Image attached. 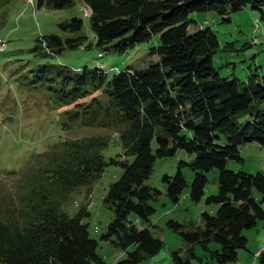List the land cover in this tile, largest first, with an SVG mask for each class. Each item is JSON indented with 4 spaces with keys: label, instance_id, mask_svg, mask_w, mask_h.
<instances>
[{
    "label": "trees",
    "instance_id": "trees-1",
    "mask_svg": "<svg viewBox=\"0 0 264 264\" xmlns=\"http://www.w3.org/2000/svg\"><path fill=\"white\" fill-rule=\"evenodd\" d=\"M13 1L0 0V29ZM80 1L91 10L89 32H83L79 18L64 21L59 28L69 36L38 37L32 49L36 56L49 59L79 47L122 53L159 35L158 45L149 51L154 62L143 70L126 68L109 80L100 68L74 71L48 62L42 66L45 77L50 76L46 81L51 83L52 103L70 107L64 111L61 127L110 129L123 149L118 163L122 174L101 199L114 218L99 239L125 252L114 264H140L160 251L163 242L152 234L149 218L155 212L150 202L161 191L145 181L155 158L182 150L191 159L179 161L174 175L162 176L165 195L178 201L188 186L182 173L186 166L193 172L190 199L198 201L204 195L205 174L217 169L218 193L206 198L217 209L214 214L201 213L200 226L193 231L168 222L189 245L187 257L173 253V264H192V259L210 264L196 257L195 245L209 262H234L238 251L246 248L243 231L264 220V175L230 171L225 165L227 160H242L241 145L256 143L264 148V76L259 81L221 78L213 63L220 49L216 34L201 27L189 32V26L196 24L189 15L215 12L229 23V13L247 6L260 10L264 0ZM74 5L75 0L44 3L56 10ZM97 93L89 102H79ZM108 144L107 136L68 139L41 155L27 175L18 203L0 212V264L102 263L96 252L98 241L90 237L88 225L83 223L89 215L87 206L71 217L62 205L79 188L98 180L107 167L117 164L102 155ZM253 190L260 194L259 201L252 196ZM210 243L219 248L211 250ZM129 246L134 248L128 251ZM258 264H264V247Z\"/></svg>",
    "mask_w": 264,
    "mask_h": 264
},
{
    "label": "rangeland",
    "instance_id": "rangeland-1",
    "mask_svg": "<svg viewBox=\"0 0 264 264\" xmlns=\"http://www.w3.org/2000/svg\"><path fill=\"white\" fill-rule=\"evenodd\" d=\"M82 7L81 1L75 0L71 8L56 10L43 6L37 11L30 6L26 7V0H14L9 7L5 26L0 29V41L5 42L4 50L0 51V212L18 203L28 173L37 166L44 152L64 140L107 136L109 144L102 155L106 161L112 159L117 164L107 167L89 187L84 186L75 191L70 201L62 205V210L72 217L80 208L87 206L89 215L83 223L88 225L90 237L98 241L96 252L102 259L101 264H114L125 257V252L99 239L114 218L113 211L105 207L101 199L122 174V167L118 163L121 162L123 149L118 137L110 129L74 127L65 130L61 127L64 111L70 107L55 106L52 103L51 83L46 81L50 76L45 77L42 66L48 62L65 65L74 71L102 68L109 80L126 68L143 70L154 62L156 58L151 57L149 51L158 45L159 35L153 34L148 41L122 53L96 47H79L65 49L49 59L36 56L32 49L38 37L58 35L64 39L69 36L59 28V24L64 21L79 18L83 21V32H89L88 18L84 16ZM261 15L264 16V7L255 10L248 6L229 13V23L222 22V18L215 12L189 15V19L197 21L189 26V32L201 27L209 28L216 34L220 49L214 55L213 63L221 78L234 76L240 80L251 78L259 81L264 76V18ZM243 45L246 47L242 48ZM99 94L87 96L79 102L87 103ZM151 146L154 152V141ZM239 154L241 161H226L227 170L264 175V148L256 143L245 144L239 147ZM190 159L191 156L182 150H177L174 156L155 158L145 185L161 191L158 199L150 202L155 212L149 220L154 226L151 228L152 234L160 238L163 244L157 254L147 256L140 264H173L174 252H178L182 258L187 257L189 245L168 222L182 225L183 231H193L200 226L201 213L214 214L217 209L216 205L206 203L208 196L218 193L217 169L205 174L207 180L200 200L190 199L193 172L186 166L182 168V173L188 186L178 201L172 202L165 195L162 176L174 175L178 162H188ZM252 196L258 201L261 199L256 190L252 191ZM262 207L264 209V203ZM131 219L134 217L131 216ZM138 226L141 228L142 224ZM242 234L247 240L246 248L239 250L237 259L228 264H258L257 254L264 247V220L258 221L254 228L244 230ZM133 248L129 246L128 251ZM209 248L217 250L219 246L210 243ZM193 251L196 257L214 264L205 258L206 253H203L199 245H195ZM191 262L197 264L196 259Z\"/></svg>",
    "mask_w": 264,
    "mask_h": 264
},
{
    "label": "built area",
    "instance_id": "built-area-1",
    "mask_svg": "<svg viewBox=\"0 0 264 264\" xmlns=\"http://www.w3.org/2000/svg\"><path fill=\"white\" fill-rule=\"evenodd\" d=\"M26 4L28 5V6H32V7H34V5H35V0H26ZM83 12H84V15L86 16V17H89L90 15H91V11H90V9L88 8V7H85V8H83ZM4 42H0V50L2 49V48H4ZM258 255V254H257Z\"/></svg>",
    "mask_w": 264,
    "mask_h": 264
},
{
    "label": "water",
    "instance_id": "water-1",
    "mask_svg": "<svg viewBox=\"0 0 264 264\" xmlns=\"http://www.w3.org/2000/svg\"><path fill=\"white\" fill-rule=\"evenodd\" d=\"M45 0H36L35 9L38 11L44 6Z\"/></svg>",
    "mask_w": 264,
    "mask_h": 264
},
{
    "label": "crops",
    "instance_id": "crops-1",
    "mask_svg": "<svg viewBox=\"0 0 264 264\" xmlns=\"http://www.w3.org/2000/svg\"><path fill=\"white\" fill-rule=\"evenodd\" d=\"M195 22H197V21H195Z\"/></svg>",
    "mask_w": 264,
    "mask_h": 264
}]
</instances>
